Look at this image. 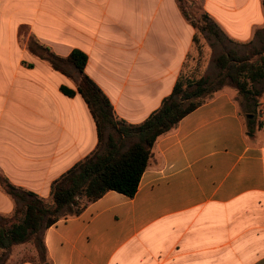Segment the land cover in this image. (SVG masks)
<instances>
[{
    "label": "crops",
    "instance_id": "crops-1",
    "mask_svg": "<svg viewBox=\"0 0 264 264\" xmlns=\"http://www.w3.org/2000/svg\"><path fill=\"white\" fill-rule=\"evenodd\" d=\"M204 14L238 44L264 30L262 0H203ZM191 21L182 0H0V217L21 207L4 179L50 200L52 183L99 143L74 71L55 70L28 41L63 58L86 53L85 73L136 125L184 74ZM237 93L221 89L157 140L133 198L110 191L46 229L49 264H264V93L252 136Z\"/></svg>",
    "mask_w": 264,
    "mask_h": 264
},
{
    "label": "trees",
    "instance_id": "trees-1",
    "mask_svg": "<svg viewBox=\"0 0 264 264\" xmlns=\"http://www.w3.org/2000/svg\"><path fill=\"white\" fill-rule=\"evenodd\" d=\"M264 7V0H262ZM182 12L190 20L182 3ZM201 29L217 40L226 37L207 14L201 18ZM198 28L197 23L191 21ZM248 53L240 54L235 49L225 51L216 59V78H190L183 74L176 82L172 93L145 121L128 124L119 119L101 88L85 73L88 56L75 49L66 58L53 53L47 46L31 38L27 48L42 60L67 75L77 77V91L84 98L94 118L99 143L95 151L63 173L51 185L50 201L33 192L12 185L4 179L3 188L21 207L17 214L20 220L9 221L0 217V250L6 251L15 245L33 241L37 255L27 260L49 263L44 242V231L61 219L79 216L89 203L106 193L115 191L133 198L139 188L141 177L152 157L157 140L170 132L185 116L216 95L229 83L243 99L248 130L254 133L258 122L259 101L264 93V30L256 31V41ZM61 91L73 96L75 92L65 86ZM26 260V259H25ZM23 260V261H25Z\"/></svg>",
    "mask_w": 264,
    "mask_h": 264
},
{
    "label": "rangeland",
    "instance_id": "rangeland-1",
    "mask_svg": "<svg viewBox=\"0 0 264 264\" xmlns=\"http://www.w3.org/2000/svg\"><path fill=\"white\" fill-rule=\"evenodd\" d=\"M184 8L187 10L190 19L197 23V43L193 52L189 55L187 63L185 65L184 74L190 78L198 79L200 77L216 78L218 74V68L216 65L217 57L225 53L230 49L237 50L240 54H245L253 47L252 43L238 44L228 39L222 41L217 40L214 36H211L207 31L201 29L202 16H203V0H182ZM233 88L229 83L221 87ZM238 95V102L245 115V107L242 97ZM46 203L50 204V200H46ZM21 215L18 218L12 219L13 222L19 221ZM37 255L34 242L31 241L27 244L24 250L15 251L13 248L3 251L0 250V264H19L23 260H27L29 257ZM36 264H42L39 259Z\"/></svg>",
    "mask_w": 264,
    "mask_h": 264
},
{
    "label": "water",
    "instance_id": "water-1",
    "mask_svg": "<svg viewBox=\"0 0 264 264\" xmlns=\"http://www.w3.org/2000/svg\"><path fill=\"white\" fill-rule=\"evenodd\" d=\"M247 118H253V115H247ZM249 135H253L252 133H249ZM45 264H49V263H45Z\"/></svg>",
    "mask_w": 264,
    "mask_h": 264
}]
</instances>
